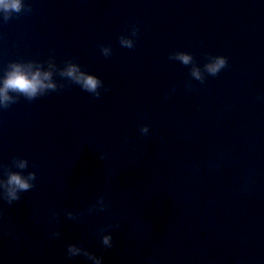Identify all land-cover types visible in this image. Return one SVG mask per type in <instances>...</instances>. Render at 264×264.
<instances>
[{
	"label": "water",
	"instance_id": "95a60500",
	"mask_svg": "<svg viewBox=\"0 0 264 264\" xmlns=\"http://www.w3.org/2000/svg\"><path fill=\"white\" fill-rule=\"evenodd\" d=\"M25 3L0 17V75L52 62L58 89L0 109V179L36 173L18 201L0 189V264H95L69 244L103 264H264V0ZM209 55L228 64L201 83Z\"/></svg>",
	"mask_w": 264,
	"mask_h": 264
},
{
	"label": "clouds",
	"instance_id": "9594fccd",
	"mask_svg": "<svg viewBox=\"0 0 264 264\" xmlns=\"http://www.w3.org/2000/svg\"><path fill=\"white\" fill-rule=\"evenodd\" d=\"M31 11L30 6L26 9L25 0H0V17L4 22L8 21L14 13L22 11ZM138 34V29L133 27L132 37ZM120 44L126 48H133L135 40L128 36L120 37ZM103 54L107 57L112 53L110 46H101ZM171 59L179 60L184 65L193 63L194 57L188 52H175L171 55ZM228 64L227 57L223 55H209L207 62L203 68L194 66L191 75L201 83L205 82V74L216 76ZM55 64L49 62L48 69L45 70L42 63L34 61H13L9 63L4 70L3 75H0V109L8 108L16 103L21 97L31 101L38 97L46 95L49 91H56L58 85L53 79ZM61 74L69 78L72 83L79 85L84 91L94 94L96 97L101 95L100 89L103 87V81L96 75L90 74L81 69V66L71 61L66 63ZM149 127L145 125L141 131L148 133ZM100 159H104L101 154ZM19 169L28 167V160L21 159L18 161ZM36 180L35 172L24 174L23 171L8 173L6 178L0 179V189H3L4 199L9 203L18 201L21 198V193L26 192L33 187ZM101 200L104 197H100ZM54 236H59L60 233H53ZM112 235H105L102 238V244L105 248L112 246ZM83 254L89 260H94L95 264H103V256H97L87 250H83L76 244H69L67 254L69 257H76Z\"/></svg>",
	"mask_w": 264,
	"mask_h": 264
}]
</instances>
